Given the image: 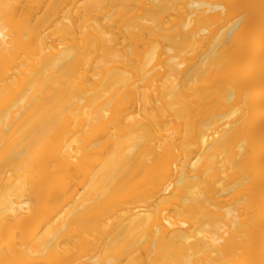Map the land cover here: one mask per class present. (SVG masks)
I'll list each match as a JSON object with an SVG mask.
<instances>
[{"label":"bare ground","instance_id":"obj_1","mask_svg":"<svg viewBox=\"0 0 264 264\" xmlns=\"http://www.w3.org/2000/svg\"><path fill=\"white\" fill-rule=\"evenodd\" d=\"M0 264H264V0H0Z\"/></svg>","mask_w":264,"mask_h":264}]
</instances>
